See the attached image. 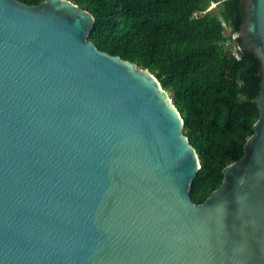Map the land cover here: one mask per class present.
<instances>
[{"label":"water","instance_id":"95a60500","mask_svg":"<svg viewBox=\"0 0 264 264\" xmlns=\"http://www.w3.org/2000/svg\"><path fill=\"white\" fill-rule=\"evenodd\" d=\"M240 7L259 116L194 203L199 158L152 72L98 49L71 0H0V264H264V0Z\"/></svg>","mask_w":264,"mask_h":264},{"label":"trees","instance_id":"16d2710c","mask_svg":"<svg viewBox=\"0 0 264 264\" xmlns=\"http://www.w3.org/2000/svg\"><path fill=\"white\" fill-rule=\"evenodd\" d=\"M71 1L94 17L88 40L149 69L169 92L200 162L189 195L203 202L221 183L223 168L242 156L259 116L253 98L261 65L252 52L238 48L234 36L241 0Z\"/></svg>","mask_w":264,"mask_h":264},{"label":"built area","instance_id":"2783aa9c","mask_svg":"<svg viewBox=\"0 0 264 264\" xmlns=\"http://www.w3.org/2000/svg\"><path fill=\"white\" fill-rule=\"evenodd\" d=\"M222 24L226 27V30H228V27L226 26L224 21L222 22Z\"/></svg>","mask_w":264,"mask_h":264},{"label":"rangeland","instance_id":"374dc122","mask_svg":"<svg viewBox=\"0 0 264 264\" xmlns=\"http://www.w3.org/2000/svg\"><path fill=\"white\" fill-rule=\"evenodd\" d=\"M213 6H214V4H211V5H210V8L213 7ZM226 32H228V30H226Z\"/></svg>","mask_w":264,"mask_h":264}]
</instances>
